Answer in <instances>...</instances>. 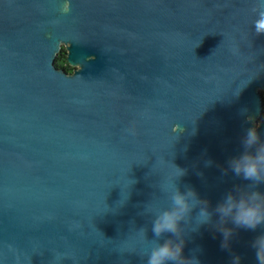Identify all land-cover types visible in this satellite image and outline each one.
<instances>
[{"label":"water","instance_id":"95a60500","mask_svg":"<svg viewBox=\"0 0 264 264\" xmlns=\"http://www.w3.org/2000/svg\"><path fill=\"white\" fill-rule=\"evenodd\" d=\"M259 3L0 0V264H144L145 209L169 206L173 164L210 212L251 183L227 161L246 129L264 139ZM199 211L181 221L185 258L257 264L264 227L222 249L219 215L199 225Z\"/></svg>","mask_w":264,"mask_h":264},{"label":"clouds","instance_id":"9594fccd","mask_svg":"<svg viewBox=\"0 0 264 264\" xmlns=\"http://www.w3.org/2000/svg\"><path fill=\"white\" fill-rule=\"evenodd\" d=\"M64 10H68L67 6ZM253 11L254 32L256 35H264V0H260L258 8ZM241 144L244 151L227 161L228 169L237 177H242L243 180L251 181V183L236 186L213 210L219 215L215 226L223 235L222 249L230 247V241L236 229L255 231L258 227H264V192L257 190L258 185L264 184V139L261 138L258 126L245 130ZM211 164V160L206 162V166ZM173 166L176 176L171 189L169 190L168 187L162 189L170 201L169 206L158 209L149 206L145 209V213L153 214L151 230L155 238L151 240L150 248L142 255L146 258L144 264H200L195 256L191 258L183 256L185 241L182 236L181 221H187L192 209L200 206L197 215L199 225L211 224L213 212L209 211V201L200 199L194 189L189 187L184 192L180 191L176 181L185 175L186 170L175 164ZM226 172L227 170L225 174ZM229 221L235 226L234 228L226 227ZM146 231V228L138 230L144 240H147ZM168 233L176 239L167 238L161 242ZM251 247L255 250L257 264H264V232L253 239ZM231 264H241V257L234 254Z\"/></svg>","mask_w":264,"mask_h":264},{"label":"trees","instance_id":"16d2710c","mask_svg":"<svg viewBox=\"0 0 264 264\" xmlns=\"http://www.w3.org/2000/svg\"><path fill=\"white\" fill-rule=\"evenodd\" d=\"M55 66L59 69L65 70L67 73H71L73 71V68L69 66L66 60V54L64 48H62L61 51L58 53L55 60ZM259 121L264 122V94H263V109Z\"/></svg>","mask_w":264,"mask_h":264},{"label":"rangeland","instance_id":"374dc122","mask_svg":"<svg viewBox=\"0 0 264 264\" xmlns=\"http://www.w3.org/2000/svg\"><path fill=\"white\" fill-rule=\"evenodd\" d=\"M263 94H264V93H263ZM258 121H259V120H258ZM258 121H257V122H258Z\"/></svg>","mask_w":264,"mask_h":264}]
</instances>
